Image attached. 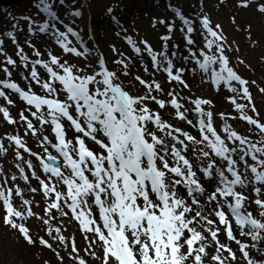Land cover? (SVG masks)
Returning <instances> with one entry per match:
<instances>
[{
  "label": "snow or ice",
  "instance_id": "6c2138e0",
  "mask_svg": "<svg viewBox=\"0 0 264 264\" xmlns=\"http://www.w3.org/2000/svg\"><path fill=\"white\" fill-rule=\"evenodd\" d=\"M92 4L34 0L0 31V224L57 264H264V115L239 43L202 0L191 14L162 0L156 43L114 3L128 51L112 43L110 66ZM236 8L264 17V0ZM231 24L264 46L251 22Z\"/></svg>",
  "mask_w": 264,
  "mask_h": 264
},
{
  "label": "rangeland",
  "instance_id": "374dc122",
  "mask_svg": "<svg viewBox=\"0 0 264 264\" xmlns=\"http://www.w3.org/2000/svg\"><path fill=\"white\" fill-rule=\"evenodd\" d=\"M124 1L130 3V11L123 9L125 3L124 2L122 5L123 0H93L91 16L96 17L101 15L102 19L104 18L108 20L109 18L105 15V9L114 3H118L120 5V8L117 10L116 14H119L118 16L123 19L126 26H128L130 30H135L141 36L148 37L150 41L156 40L157 34L160 35L163 30L161 29L160 31H157L152 29L151 23L154 17L162 16L165 14L164 9L161 7V5L159 6L160 10H156L157 12L153 11L152 13H142L140 4L139 8L135 9L133 7L134 1ZM139 1L140 0H135V2L137 3ZM142 1H145L147 2L146 4L151 5H153L154 3L152 0ZM158 1L160 2V4H162V0ZM169 2H177L181 4L186 14H191L199 11L200 0H169ZM202 2L204 4V11L211 16L213 22L221 23L225 28L229 39H234L239 43L241 50L239 53L235 54L233 63L236 64L237 70L243 77L256 81V85L252 86L251 91L254 94L257 107L260 108L262 115H264V94H261L258 91V87H264V46L253 49L250 46V42H248L246 39V34L244 32L235 31L233 25L231 24V17L233 15L237 16L239 24L241 26H244L246 25V23L251 22L253 24V38L256 39L260 37L262 38V43H264V17L254 16L251 11H238L236 8L237 0H225V3L223 5L219 3V0H202ZM33 3L34 0H32V3L29 4L26 10L19 11L18 9H11L10 11L15 10L12 15L16 17L25 14H33L36 11V9L33 7ZM193 5H195L196 7H193ZM3 8L4 5L1 4V12ZM5 10H7V8ZM136 10L138 11L137 15L134 14V11ZM93 22L95 23V21L91 20V23ZM9 27L10 25L7 20L0 21V31H4ZM110 37L114 38L113 29ZM110 37H108L106 41L102 42L103 50H109L111 43H116L117 47L123 49L124 51H128L127 46L121 39L114 38L116 40L113 42ZM22 40L23 38L21 37V41ZM94 43L98 44L97 40H95ZM112 59L113 55L107 59L110 66ZM239 59H244L246 63L244 65H239L237 63ZM133 71L135 72V69ZM125 83H127V81H125ZM192 88L197 95L212 99L216 104L218 111H230V108L227 105L224 96L214 93L207 86L200 87L198 79L192 81ZM236 126L243 130L242 124H237ZM10 165L11 161L8 160L5 166L8 167ZM37 211H39V209H37ZM33 227L35 231V225H33ZM68 231H74V229L69 228ZM77 239H80L79 236L77 237ZM81 246H83L82 242ZM0 264H57V262L55 256L49 250L25 246V244L13 230L0 224Z\"/></svg>",
  "mask_w": 264,
  "mask_h": 264
},
{
  "label": "bare ground",
  "instance_id": "6f19581e",
  "mask_svg": "<svg viewBox=\"0 0 264 264\" xmlns=\"http://www.w3.org/2000/svg\"><path fill=\"white\" fill-rule=\"evenodd\" d=\"M1 3H3L5 7H8V6L13 7L12 9L16 8L19 11L26 10L29 6V2L27 0H7L6 2H1ZM143 11L146 13H150V12L156 11V8L152 7L150 5H147V4H143ZM11 13H12V11L8 10V12L6 14H3V13L0 14V21L7 20L9 22V17L11 16L10 15ZM142 18H143V16H142ZM94 21H95V23H93V27L95 29L96 40L99 44V47L102 49V42L106 41L108 39V37H110L112 26H111L110 20L109 19L106 20L104 18L102 19L101 15L96 16ZM9 25H10V22H9ZM154 35H155V33H154ZM158 36H159V34H157V37L155 36L156 40L152 41L153 43L158 40ZM115 40L116 39H114L113 42ZM9 160L11 161L10 158H9Z\"/></svg>",
  "mask_w": 264,
  "mask_h": 264
}]
</instances>
